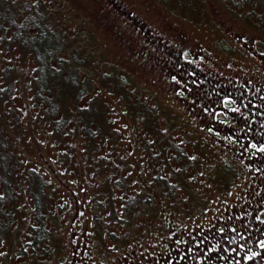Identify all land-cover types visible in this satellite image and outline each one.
Here are the masks:
<instances>
[{"label": "rangeland", "instance_id": "obj_1", "mask_svg": "<svg viewBox=\"0 0 264 264\" xmlns=\"http://www.w3.org/2000/svg\"><path fill=\"white\" fill-rule=\"evenodd\" d=\"M263 166L264 0H0V264H123L131 205L93 198H237ZM68 190L89 201L74 239Z\"/></svg>", "mask_w": 264, "mask_h": 264}, {"label": "flooded vegetation", "instance_id": "obj_2", "mask_svg": "<svg viewBox=\"0 0 264 264\" xmlns=\"http://www.w3.org/2000/svg\"><path fill=\"white\" fill-rule=\"evenodd\" d=\"M44 163L47 161L44 160ZM250 172L247 171L249 175L237 198L217 201L198 189V186L195 187L196 193L190 189L191 192L187 190L189 194L184 195L178 193L177 188L169 192L157 183L160 188L157 189V196L156 191L153 195L151 187L149 199L142 195L141 188L137 192L133 187L129 193L124 188L127 184L122 182L119 194L110 189L105 199L93 198L91 206L93 208L95 203L103 204L109 212L111 208L117 207L118 201L120 204L117 208H121L124 201H129L131 207L119 211V221L115 220L114 224L111 222L110 226L114 227L110 231L111 237L118 235V229L141 228L140 232L135 230L132 237L142 245L132 246L123 260L118 257L120 263L264 264V215H257V202L264 198V180L257 181ZM138 181L142 184L143 179ZM226 183L221 177V185L226 187ZM179 186L180 190L184 187ZM230 190L224 189V192ZM191 193L195 196L191 197ZM84 195L85 191L77 196L74 191L68 190L67 199H60L54 193L51 194L58 209L57 214L60 218H67L69 230L74 226L82 228V231L87 228L89 201ZM92 215H95L93 210ZM259 223L262 224L260 227ZM74 229L71 230L73 239L76 236ZM146 238L145 246L143 239ZM132 255L140 258L133 259Z\"/></svg>", "mask_w": 264, "mask_h": 264}, {"label": "trees", "instance_id": "obj_3", "mask_svg": "<svg viewBox=\"0 0 264 264\" xmlns=\"http://www.w3.org/2000/svg\"><path fill=\"white\" fill-rule=\"evenodd\" d=\"M246 133H247L248 135L251 133V127H248V128L246 129Z\"/></svg>", "mask_w": 264, "mask_h": 264}]
</instances>
